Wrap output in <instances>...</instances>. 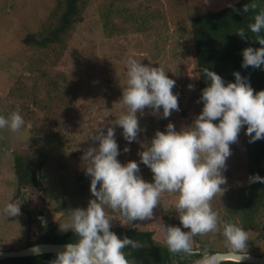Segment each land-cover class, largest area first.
Masks as SVG:
<instances>
[{
	"label": "rangeland",
	"instance_id": "374dc122",
	"mask_svg": "<svg viewBox=\"0 0 264 264\" xmlns=\"http://www.w3.org/2000/svg\"><path fill=\"white\" fill-rule=\"evenodd\" d=\"M204 2L87 0L82 21L75 26L69 40L62 45L40 49L25 44L24 39L54 22L52 16L57 12L59 0H0V114L7 116L12 111H19L26 122L22 136L9 129L0 130V251L23 249L25 241H36L42 236L27 212L28 203L20 204L21 214L15 217H8L3 212L6 203L23 199L36 203L39 199V205L46 207L44 209L53 217L50 227L44 232L65 234L72 230L62 231L59 223L69 218L70 210L83 207L82 203L87 207L90 198H94L90 189L78 187L87 166L82 159L84 154L75 157L69 149L49 144L44 137L48 131H54L65 135L74 149L77 144L83 149L86 145H98L99 142L94 141L90 134L98 126H103L105 132L107 127H114L115 136L123 138L122 127L114 122L126 111V105L120 100L126 86V60L129 56L144 64L163 67L176 81L173 92L179 94L180 110L172 111L167 118L151 115L147 107L143 114L137 113L143 131L130 144L123 140L130 146L129 152L123 151L122 142L118 144L120 154L117 159L122 163L136 160L140 163L143 178L152 181L151 169L140 162L138 155L143 145L151 143L157 130L165 131L169 122H173L176 130L180 131L182 127L190 126L201 112L198 74L189 30L192 16L180 7L203 11L232 1L220 0L207 7ZM124 14L130 19L126 20ZM106 21L113 23L110 38L104 32ZM190 84L192 88H189ZM43 107L49 108L45 110ZM56 121L62 125L60 128L56 127ZM75 125L82 130L72 131ZM244 129L245 126L238 134V140L230 145L232 154L227 160L233 179L228 180L225 187L234 190L217 194L211 202L222 222L238 221V211L228 212V206H237L238 191L247 181L244 163L247 161L248 135ZM29 149H39L46 162L41 182L45 192L38 196L29 190L26 194L30 197L28 199L18 193L15 157ZM88 179L91 180L90 176ZM66 187L73 192L77 202L64 192ZM156 208L154 217L144 220L149 224L139 221L130 224L122 221L118 212L106 211L113 218L112 228L136 227L157 232L162 221ZM256 221L258 226L247 230L248 247L244 252L263 255L264 213H257ZM193 240L194 247L207 248L210 252L228 250L222 231L203 236L198 234Z\"/></svg>",
	"mask_w": 264,
	"mask_h": 264
},
{
	"label": "clouds",
	"instance_id": "9594fccd",
	"mask_svg": "<svg viewBox=\"0 0 264 264\" xmlns=\"http://www.w3.org/2000/svg\"><path fill=\"white\" fill-rule=\"evenodd\" d=\"M257 8V0H250L243 11ZM248 30L262 46L243 49L242 67L259 68L264 65V8L255 12L247 30L240 27L236 32L247 39ZM126 66V86L120 100L126 111L114 124L122 127V135L130 144L143 131L138 112L143 114L147 107L151 115L167 118L172 111H179L180 105L179 94L173 92L176 81L163 67L144 64L133 56L127 58ZM203 73L210 83L202 89L198 102L203 103V108L193 123L177 131L175 124L169 122L166 130H157L151 143L143 145L138 153L140 162L151 169L152 181L143 178L136 160L122 163L117 159L120 149L114 127H107L105 132L103 126H98L90 134L99 143L90 146L82 159L87 163L85 173L91 178L90 191L94 198H90L86 208L70 210L69 218L59 223L62 231L72 230L79 239L65 243V250L58 252L51 264H131L124 249L139 248L140 242L128 236L120 238L112 231L113 218L106 209L118 212L120 219L130 224L151 220L165 193L174 196L169 204L175 208L182 225L159 224L170 253L182 257L199 255L193 264H224L226 260H241L246 256L248 231L236 223L222 222L211 202L217 194L227 191L222 186L227 184L224 173L232 154L230 145L238 140L241 129L247 125L250 143L264 138V90L256 91L239 71L233 73L235 81L227 84L209 68H203ZM192 87L190 84L189 88ZM25 123L19 111L7 116L0 114V130L9 129L22 136ZM130 150L129 145L123 149ZM255 182L264 183V176L250 175L249 183ZM3 212L8 217L19 216V200L6 203ZM220 231L227 251L210 252L207 248L194 247L196 235Z\"/></svg>",
	"mask_w": 264,
	"mask_h": 264
},
{
	"label": "trees",
	"instance_id": "16d2710c",
	"mask_svg": "<svg viewBox=\"0 0 264 264\" xmlns=\"http://www.w3.org/2000/svg\"><path fill=\"white\" fill-rule=\"evenodd\" d=\"M219 1L220 0H207L204 4L207 7ZM229 1L232 2L224 6L217 5L216 9L205 8L203 11L180 7L181 10L184 9L192 16L189 30L194 54V65L198 74L199 98L202 95V89L210 83L203 73V68H209L215 71L225 80L226 84L228 82H234L235 76L233 73L239 71L242 76L249 79L251 86L256 91L264 90V65H261L259 68L253 66H248L247 68L242 67L243 49L249 46L259 48L262 45L253 38L255 34L251 33L250 30H248V34H246L248 36L247 39L241 38L236 32L240 27H244L247 30L248 24L253 22L255 12L259 11L260 8H264V0H257L259 8L250 10L247 13L243 11V6L249 3L250 0ZM59 3L57 12L52 16L54 22L49 26L42 27L39 33L26 37L24 39L25 44L34 48L47 49L54 45H62L65 41L69 40L75 26L82 21L87 0H59ZM123 11H125V9H123ZM125 19L129 20L130 18L125 17ZM103 27L105 34L110 38L112 36L113 23L111 21H106ZM66 96L67 95H65V97ZM48 108L49 107H43L45 110ZM200 108L202 111V102H200ZM218 120L219 118H217L215 122L218 123ZM55 124L57 128L62 126L58 121H56ZM92 124L93 123H91L90 126H93ZM246 128L247 125H245L244 132H246ZM80 130H82L81 127L79 128L77 125L73 126L72 131L78 132ZM47 135L49 137H47ZM44 138H47L46 140L50 142L49 144H56L59 147L69 149V152L75 157L82 156L89 147V145H86L85 148L81 149V145L77 144L76 149H74L65 135H60L54 131H48ZM116 139L118 144L122 142V146H126V143L123 141L125 139L124 137L121 138L120 136H116ZM249 140L250 137L248 136L245 151V158L247 161L244 163L247 181L242 189L238 191L240 198L235 201L236 203L234 202L237 206H228V210L230 209L228 212L233 213V210L238 211V217L236 218L238 221H236V224L246 230L257 227L256 214L264 213V183H249L250 175L258 173L264 176V138L251 143ZM45 162L42 152H40L39 149H29L16 155L15 170L18 175V193L20 195H26L29 190H33L34 195L38 196L45 192V188L41 183L44 177L42 168ZM224 174L227 177V181L233 179L232 170L229 165ZM88 177L89 176L86 175L84 171L80 177L81 181L78 187H84L89 190L91 180H89ZM82 181L83 183H81ZM223 186L225 187V185ZM227 190L230 193V191L234 189ZM64 192L70 195L72 201L77 202L74 200L75 197L73 192L68 189V187H66ZM172 199H174V196L165 193L161 198V205H157L156 209L159 211L162 223L164 222L165 225L182 227L175 208L169 204V201ZM84 205L85 203H82L83 208H86ZM230 206L232 207L230 208ZM139 223L149 224L145 221H139ZM111 230L116 232L120 238L128 236L140 242L141 246L139 248L132 249L129 247L124 249L131 264H193L195 260L200 258L199 255L182 257L181 254L173 255L170 253L166 244H163L164 237L159 228L157 232L154 229L141 230L136 227L124 229L121 226L111 227ZM182 230L188 231L189 229L182 228ZM78 239L79 237L75 232H68L65 234L49 232L41 242L65 244L76 242ZM56 256L57 254H46L37 257H27L24 262L28 264H51V261H53L52 258ZM259 256H261V254H259ZM224 264L248 263L225 261Z\"/></svg>",
	"mask_w": 264,
	"mask_h": 264
},
{
	"label": "flooded vegetation",
	"instance_id": "af4514ba",
	"mask_svg": "<svg viewBox=\"0 0 264 264\" xmlns=\"http://www.w3.org/2000/svg\"><path fill=\"white\" fill-rule=\"evenodd\" d=\"M23 196H25V195H23ZM23 196H20V197L23 198ZM26 197L28 199L30 198V197H28V195H26ZM38 201H39V199H38ZM38 201L36 203L35 202L34 203L33 202H30L27 199L26 200L23 199V200H20L19 201L20 204L21 203H24V202L29 204L28 206H30V207H29V209H27V212L29 211L28 213H30V215L34 219V222H35V224L38 227V233L42 232L41 233L42 236L40 238H38L36 241H33L31 239H28L27 241H25L23 243V247L24 248H27V247H30V246H33V245L42 243L41 242L42 239L44 237H46V235L49 234V233H45L44 230H46L47 227H50V225L52 223V220H53V217H52V215L51 216L49 215L50 214L49 211H47L46 209H44L46 207H44L43 205H39L40 203H38ZM70 232H73V231H70ZM1 251H11V250H1ZM251 254H253V253H251ZM254 255H256V254H254ZM261 256H264V255H261ZM34 257H37V256H34ZM26 258L27 257H25V256L24 257L7 258L5 260H1L0 261V264H28V263L24 262ZM56 258H57V256L56 257H53L52 260H55Z\"/></svg>",
	"mask_w": 264,
	"mask_h": 264
},
{
	"label": "water",
	"instance_id": "95a60500",
	"mask_svg": "<svg viewBox=\"0 0 264 264\" xmlns=\"http://www.w3.org/2000/svg\"><path fill=\"white\" fill-rule=\"evenodd\" d=\"M65 245L66 244L41 243L17 251H0V261L12 257H24V256L31 257V256L45 255V254H56L60 251L65 250ZM36 249H38V251H35ZM244 254H246V256L241 260L239 259H229V260H235L238 262H244L248 264H264V256H258L246 252H244Z\"/></svg>",
	"mask_w": 264,
	"mask_h": 264
}]
</instances>
